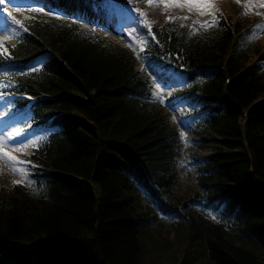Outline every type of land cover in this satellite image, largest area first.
<instances>
[{
    "label": "trees",
    "instance_id": "16d2710c",
    "mask_svg": "<svg viewBox=\"0 0 264 264\" xmlns=\"http://www.w3.org/2000/svg\"><path fill=\"white\" fill-rule=\"evenodd\" d=\"M223 13L207 37L189 35L180 22L153 29L152 56L188 74L187 94L200 102L201 134L213 147L205 162L194 154L197 189L220 207L217 196H233L245 216L232 230L181 214L186 245L174 250L173 264H264V54L249 50L248 26ZM31 30L12 61L22 66L46 56L41 72L16 79L24 93L50 94L32 109L35 125L52 133L30 156L31 186L0 193V264H152L164 226L136 184L165 213L180 212L165 200L177 181V130L148 111V81L124 52L63 25ZM199 75L208 80L195 81Z\"/></svg>",
    "mask_w": 264,
    "mask_h": 264
},
{
    "label": "rangeland",
    "instance_id": "374dc122",
    "mask_svg": "<svg viewBox=\"0 0 264 264\" xmlns=\"http://www.w3.org/2000/svg\"><path fill=\"white\" fill-rule=\"evenodd\" d=\"M27 2L30 6H17L11 7L8 6L9 9L13 10L14 12L11 15L5 14L7 11L6 9L0 14L1 20L4 21V25L1 27L2 32L0 33V42H3L6 46L15 45L17 40L23 35L19 25L13 21V17L16 20L26 22V24H32L33 21L46 19L47 18V5L48 3H43L42 5H34L32 1L23 0ZM247 5L252 3V7L250 11L254 12L258 18L257 25L261 26L260 28H255L258 32L253 38L252 48L255 44L258 43L259 36H262L261 43L264 42V0H245ZM172 0H152V3H149V0H133L130 2L129 9L130 14H136L133 23L127 24V18L120 17V27L115 32L106 31L102 28H96L97 34L101 39H103L105 44H110L112 47L115 48H123L127 52L133 54L137 58V69L141 71H150L152 66L149 67V64L146 63L144 56H142V51L144 49L145 39L138 37L137 27H143L146 24L144 23L145 18L159 21L160 14L162 13L165 3L171 4ZM180 3H184V0H179ZM211 3L214 4L215 9L219 11V8H223L227 6L225 4H229V6L235 5L237 7L238 13H241L240 10V0H210ZM7 3V0L6 2ZM234 7V6H233ZM42 8V12H35L32 9ZM229 9V8H228ZM169 10V16L171 17H184L187 16L191 21H199L203 23L204 21H211L212 17L210 15H199L197 10L194 8L193 11L190 13L187 7L179 8L175 6H170L167 8ZM217 11V12H218ZM216 12V13H217ZM11 13V12H9ZM22 13V14H20ZM144 13L145 16H141L140 14ZM26 16V17H25ZM49 17V16H48ZM55 18V17H53ZM117 20V24H118ZM124 25V27H121ZM196 27H199V24H194ZM200 28V27H199ZM5 37H10L9 40L5 41ZM142 49V50H141ZM2 52L3 50L0 49ZM2 55V54H1ZM3 54L2 56H5ZM146 64V66H145ZM141 66V67H140ZM38 70L35 65L30 66V71ZM157 73H153L155 77V93H159L158 96L152 95L154 98L148 103L149 108L152 110L153 108H157L162 111L163 116L166 117L172 127L178 128L181 133L184 134L185 139H182V146L183 149V158L179 161L178 165V172L179 178L176 184L174 193L172 197L173 199L177 200L179 203L187 202L189 205V198L195 196L196 194V186L194 184V173L191 169L190 161L188 160L189 153L196 147H194V141L200 138V134L198 131V125L195 122L194 118L191 117L192 113H195L193 108V103L187 101H180L174 102V105L169 103L167 100L166 88L162 86L159 77L164 76L167 77L168 72L167 68L163 67L162 69L155 68ZM165 73V75H164ZM181 78V76H179ZM159 85V88H157ZM6 96L0 92V141H3L6 147L4 148L5 151L10 152L12 155L16 156L19 161L22 162V159H25V153L29 152L30 147L24 148L25 144H29L32 140L38 141L39 139H32L35 136H32L34 131L29 130V113L27 110L21 109L18 113L13 114L15 112L14 106H16L15 102L11 100L5 99ZM193 104V105H192ZM13 116V117H12ZM16 129L21 130V135L18 137H14L12 139L8 138V135L11 132H14ZM181 136V134H180ZM204 142H201L198 146L199 152H201L205 156L211 155L212 151L209 148V145ZM194 147V148H193ZM15 148H24L23 151L16 152L14 151ZM25 162L23 164L19 163L15 165L16 168L25 169ZM20 176L15 174L11 167L7 166L3 159L0 158V190H6L7 192L13 191L15 187L20 184H14L13 181L19 180ZM163 218V217H162ZM165 221V227L162 229V232L156 235L157 243L154 245L153 249L151 250L150 254L153 259H151L152 264H173V255L174 250L178 248H182L186 245L185 237H181L185 235V233L177 232L180 226L174 224L172 221L168 219H162ZM161 221V220H160ZM163 222V221H162ZM181 234V236H180ZM177 264V263H176Z\"/></svg>",
    "mask_w": 264,
    "mask_h": 264
},
{
    "label": "snow or ice",
    "instance_id": "6c2138e0",
    "mask_svg": "<svg viewBox=\"0 0 264 264\" xmlns=\"http://www.w3.org/2000/svg\"><path fill=\"white\" fill-rule=\"evenodd\" d=\"M6 2V0H0V4H4ZM7 2H11V0H7ZM149 3H152V0H149ZM170 6H175V7H179V8H184L187 7L188 11L191 13L193 11V9L195 8L197 10V12L199 13V15L203 16V15H210L212 17L211 21H204L203 23H200L199 21H193V24H199V27L201 29L207 30L208 27L214 26L215 24L219 23V20L217 19L216 16V12L218 11L217 9H215L214 4L210 2V0H184V3H180L179 0H172L171 4L169 3H165L164 7L167 9ZM264 6V5H261ZM251 6L250 5H246V11L244 14H247V10H250ZM35 12H42L43 9L42 8H36V9H32ZM49 15H53L56 18H62L60 14L58 13H47ZM8 15H11V13H8ZM141 16H145L146 14L141 13ZM176 19H183V20H188L187 16L184 17H171L169 16L166 20V22H174V20ZM13 21L17 24L20 23V21L16 20L15 17H13ZM144 23L147 25L149 32H151V23L149 21H147L146 19L144 20ZM185 25H181V27H184ZM257 28H260L261 26L257 25ZM197 29L195 27H192L189 35H195L196 34ZM153 38H155L153 36ZM5 41L9 40L10 37H5L4 38ZM0 49H3L2 52H0V54H6L7 53V49L4 48L3 46V42H0ZM142 50V49H141ZM157 88H159V85H157ZM159 93H155L154 96H158ZM21 135V130L20 129H16L14 132H11L8 135L9 139H12L14 137H18ZM181 138L185 139L184 134L181 133ZM37 143L36 140H32L29 144H25L24 148L26 147H30V146H34ZM6 147V145L4 144L3 141H0V158L3 159L4 163L11 167L13 172L15 174H18L20 176L19 180L13 181L14 184H23L24 181L27 179L28 176V171L25 169H19L16 168L15 165L22 163L21 161H19L17 159L16 156L12 155L10 152L5 151L4 148ZM24 148H15L14 151L16 152H20L23 151ZM32 182L29 180L27 182L26 186H31Z\"/></svg>",
    "mask_w": 264,
    "mask_h": 264
},
{
    "label": "bare ground",
    "instance_id": "6f19581e",
    "mask_svg": "<svg viewBox=\"0 0 264 264\" xmlns=\"http://www.w3.org/2000/svg\"><path fill=\"white\" fill-rule=\"evenodd\" d=\"M217 199L219 200V204L223 207L226 217H227L226 212L228 210H230L233 213V216L229 215L227 217V219L229 220L230 223H232L233 225H236V222L238 219L237 216L244 219V217H245L244 213H243L244 211L241 207H238V202L236 205V203L234 202V200H236V199L233 196H229V197L226 196L227 202H225L224 198L222 199L221 197H218V196L216 197V200ZM237 200L240 201L239 198H237ZM215 260L218 261V256H216V255H215Z\"/></svg>",
    "mask_w": 264,
    "mask_h": 264
}]
</instances>
